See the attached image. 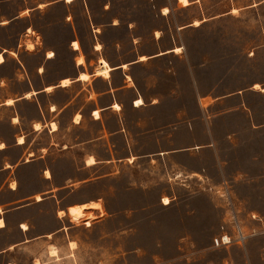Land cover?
Listing matches in <instances>:
<instances>
[{"label":"rangeland","instance_id":"obj_1","mask_svg":"<svg viewBox=\"0 0 264 264\" xmlns=\"http://www.w3.org/2000/svg\"><path fill=\"white\" fill-rule=\"evenodd\" d=\"M85 15L90 24H99L94 31L102 34L107 54L115 59L181 46L150 66L133 68L150 88L143 94L147 102L155 95L149 94L154 84L170 89L179 81L181 94H156L164 108L134 110L126 105L119 136L103 135L84 147L83 154H68L67 165L59 166H67V176H75L67 179L79 186L75 196L99 200L103 213L82 214L79 206H72L67 228L20 244L0 256V264H264V0H0V23L7 24L0 29V51H12L0 66V140L9 142L14 129L22 128L31 146L21 161L33 150L45 153L41 146L51 136L31 130L33 103L4 102L30 88L29 78L34 86L44 85L82 69L76 66V56L73 62L70 46L72 37L88 44ZM49 48L57 52L52 60L46 58ZM41 62L45 67L38 75ZM96 64L95 59L87 62V69ZM84 87L87 84L78 89L86 91ZM198 90L201 95H242L208 106L211 97L199 98ZM132 96L126 91L118 98L128 104ZM83 98L87 94H80L79 101ZM18 107L24 117L13 123ZM179 118L183 146L175 153L160 151L175 133L158 141L149 131L169 128ZM97 127L88 118V137L97 134ZM71 133L74 139V130ZM20 152L16 146L0 151V166L18 159ZM88 153L97 160H112L85 166ZM44 160L14 168L9 180L20 179L19 196L39 187L38 180H30L49 164ZM87 162L94 163V157ZM4 179L0 174V183ZM227 191L239 206L237 216L247 235L242 242L230 220ZM0 197L12 193L2 191ZM64 214L60 210L59 215ZM223 231L232 241L217 245L214 239ZM18 237L14 228L3 230L1 245Z\"/></svg>","mask_w":264,"mask_h":264},{"label":"crops","instance_id":"obj_2","mask_svg":"<svg viewBox=\"0 0 264 264\" xmlns=\"http://www.w3.org/2000/svg\"><path fill=\"white\" fill-rule=\"evenodd\" d=\"M172 10L173 8L170 7L167 15L168 13L171 14ZM85 19L88 44L86 40H83L82 38L72 37L71 41L73 43L78 42V47H75L74 45L73 47L70 46L73 62L75 63L76 56V66L82 69H80L76 75H64L59 77L58 80L54 82L49 80L44 85L35 84L34 86L32 80L29 78L28 83L31 85L30 88L23 89L21 93H15L16 95L13 97H7L4 102L6 105L16 104L18 106H20V103L22 102L33 103L35 105V113H32L28 117L31 122V130L36 133H41L45 130L51 138L46 145L41 146L43 149H46L45 153L36 154L33 150L29 152L30 157H26L23 161H21L22 159L20 158L27 153L26 151L30 148L31 143H28L22 128L21 130L17 128L14 129V137H12L9 142L8 139L0 140L1 152H5V150H7L10 146H16L21 150L18 159H12L7 165L0 166V174L5 175L4 181L0 183V193L2 191H10L12 193V197H0V232L14 228L17 231V235H19L17 239L10 241L5 246L1 245L0 240V256L5 253H11L13 250L20 247V244L30 243L37 240V238L41 236H52L53 234H57L67 228L65 224L66 217L67 219H71L72 216L69 209L72 206L85 204L88 205V208L86 207L84 209L85 214L95 211H99L102 214V204V209H96L93 206L89 207L92 203H101L99 200H80L75 196V191L79 186L76 183L67 182V179L70 180L75 176H67V166H64V168L61 169L59 164L65 163L64 165H67L68 154H72L73 152H77L79 155L83 154L84 147L104 139L103 135L106 137L109 136L107 138L111 139L119 136L123 130L121 127V111H124L126 105L134 110L164 108V103L156 94H181L177 85V82L179 81H176L175 87H170V89H165L157 84H154L149 94L155 95L151 97V101L147 102L143 94H146V90H150V88H145L146 86L143 84L145 82H141L140 78L133 73V68L139 64L150 66L161 60L163 57H166L168 54L177 53L174 51V48L177 46L160 48L159 51L152 53L142 52L139 55L130 57L126 60H123L124 58L122 57L115 59L107 54V50H105L106 42L102 39V34L94 31L96 28H99V24L96 23L95 26V23H92V21L90 24L89 17L87 15H85ZM6 25L7 24H5V22L0 23V29L6 27ZM116 25L117 24L115 23H111V26ZM159 30L160 29H157L158 32ZM160 36L161 35H157L156 38H159ZM117 44L119 45L118 41ZM50 51L54 53L52 56H49ZM7 52L12 51L7 48H3V51H0V53L4 55V60L0 61V66H3L4 63H6ZM56 54L57 52L55 53L54 49L49 48L46 53V58L48 60H52L56 57ZM142 56H145V59H141ZM78 57H83V61L78 62ZM101 58L106 59L112 67L108 76L96 73V69ZM94 59L97 61V64L93 70H88L86 65L87 62L89 63ZM44 67L45 66L42 62L36 66L38 75H42ZM82 72L88 73L89 77L86 79L80 78V74ZM6 76L10 77L8 75H5V77ZM1 77L3 78L4 76H0V78ZM63 79H69V83H62ZM85 84L88 86V88L84 87L86 91L78 89V86ZM126 91H129L130 94L133 95L128 104H124V102L118 98L119 94ZM60 94H62V97L58 96ZM80 94H87V98H83L80 102ZM197 94L199 95V98H205V96L211 97V101H209L208 106L215 103H223L228 98L236 96L239 97L242 95L237 93L201 95L199 90L197 91ZM44 95H47L46 99L44 98ZM139 98L143 99V104H137V100ZM9 99H12L13 102L8 103L7 101ZM115 104H119L120 107L117 108ZM96 112H98V115ZM178 114L179 112L176 111L177 119ZM60 115L62 118L57 117ZM23 117L24 115L20 111V107H18L15 116L12 117L13 123H16L15 119L16 121H19V119ZM67 118L69 119L68 121ZM88 118L98 126L96 128L97 134L91 137H88V128H85V123ZM182 121L183 120L179 118V122L176 121L175 123H170L172 125L169 128L163 127L160 129H151L149 131V136L157 135V139H159L158 141L163 139L167 140L168 135L175 133V138H170V140H168V144L164 145V149L160 151L175 153L180 150L178 148L183 146V138L178 135L183 125ZM13 123L11 122L12 125H14ZM139 123L140 120H137L136 124L139 125ZM37 124H40V126L38 127ZM53 124L55 126H53ZM253 127L258 128L257 126ZM209 128L210 126L207 124V129ZM72 130H74V139H72ZM128 132L130 138L132 139V129L129 126ZM165 132L168 133L163 136L162 134ZM174 142L176 143L173 144ZM210 143L212 144V141L209 142V144ZM169 144L171 146L174 145L175 149H169ZM205 147L208 146L206 145ZM47 149H49V151ZM4 155L10 157L6 153H4ZM46 155L52 156L46 160ZM91 157H94L95 162L89 164L87 161ZM132 157L134 158L135 156L133 155ZM43 160L46 162L49 161V164L47 166L44 165L45 167H40L41 171L35 173L30 180V182L38 180L39 187L31 193L19 196L18 192L21 184L20 179L16 176V179L13 181L9 180L14 168L21 167V164L29 165L37 162L40 163V161ZM111 160L112 159L110 157L97 160L94 153H88L85 155L83 163L85 166H91L96 164L98 161L110 162ZM37 196H40L41 198L38 199ZM237 207V210H239V206ZM33 208L37 210L36 214L31 213ZM60 210L65 211V214L59 215ZM251 212L256 214L255 211ZM14 217L20 219L16 218V221H13ZM40 219L43 221L39 224L38 220ZM90 223L91 222L89 220L86 221L87 225H90ZM6 264H16V262L8 261Z\"/></svg>","mask_w":264,"mask_h":264},{"label":"bare ground","instance_id":"obj_3","mask_svg":"<svg viewBox=\"0 0 264 264\" xmlns=\"http://www.w3.org/2000/svg\"><path fill=\"white\" fill-rule=\"evenodd\" d=\"M66 1H68V2H71L72 0H66ZM166 11H167V9H166ZM199 23V21H196L195 22V24H198ZM157 35H160V33L157 31ZM32 46H33V44H31ZM73 45L75 46V47H78V42H74L73 43ZM30 46V45H29ZM31 46V47H32ZM180 49V47H175L174 48V50H176V51H178ZM54 53L53 52H50L49 53V56H52ZM141 59H145V56H142L141 57ZM4 60V56H3V54L2 53H0V61H3ZM78 62H82L83 61V57H79L78 59ZM112 69V67H111V65L109 64V62L106 60V59H104V58H101L100 59V63H99V65H98V67H97V69H96V73L97 74H100V75H106V76H108L109 74H110V70ZM89 77V74L88 73H86V72H82L81 74H80V78H82V79H86V78H88ZM62 83H69V79H63L62 80ZM48 87H50V86H48ZM52 88V87H51ZM30 93V92H29ZM28 94V93H27ZM31 94V93H30ZM29 95V94H28ZM8 103H12L13 102V100L12 99H9L8 101H7ZM144 102H143V99L142 98H139L138 100H137V104H143ZM115 106L117 107V108H119L120 107V105L119 104H115ZM96 114L98 115V112H96ZM78 118V117H77ZM37 126L39 127L40 126V124H37ZM53 126H55V125H53ZM37 198L39 199V198H41L40 196H37ZM88 205H79V207H78V210H79V213H82V214H84L85 213V208L87 207ZM91 206H93L94 208H96V209H100V208H102V206H101V204L100 203H92L89 207H91ZM88 208V207H87ZM91 216H93L92 215V213H91ZM91 216H89V217H91ZM88 224V223H87ZM55 254H57L56 252H54Z\"/></svg>","mask_w":264,"mask_h":264},{"label":"built area","instance_id":"obj_4","mask_svg":"<svg viewBox=\"0 0 264 264\" xmlns=\"http://www.w3.org/2000/svg\"><path fill=\"white\" fill-rule=\"evenodd\" d=\"M226 198L229 201V216L230 220L233 223L234 227L236 228V231L238 233L237 239L238 241H245L247 235L245 234L243 227L241 225V221L238 219L237 216V208L236 205L231 200V194L229 191L225 194ZM253 217H257L256 214H252ZM215 243L217 245L219 244H227L232 241V235L229 234L227 231H223V233L220 236L215 237L214 239Z\"/></svg>","mask_w":264,"mask_h":264}]
</instances>
